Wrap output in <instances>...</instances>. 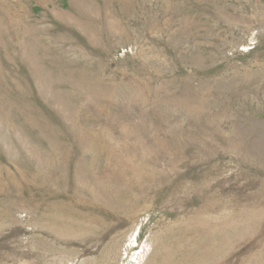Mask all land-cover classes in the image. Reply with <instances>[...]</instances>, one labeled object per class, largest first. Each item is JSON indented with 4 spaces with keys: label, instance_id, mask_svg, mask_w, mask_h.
<instances>
[{
    "label": "rangeland",
    "instance_id": "1",
    "mask_svg": "<svg viewBox=\"0 0 264 264\" xmlns=\"http://www.w3.org/2000/svg\"><path fill=\"white\" fill-rule=\"evenodd\" d=\"M0 264H264V0H0Z\"/></svg>",
    "mask_w": 264,
    "mask_h": 264
}]
</instances>
